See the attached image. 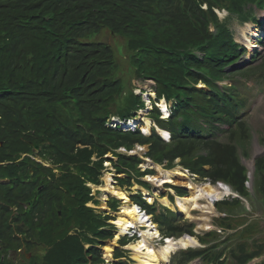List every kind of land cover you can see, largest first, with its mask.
I'll use <instances>...</instances> for the list:
<instances>
[{
	"label": "trees",
	"instance_id": "16d2710c",
	"mask_svg": "<svg viewBox=\"0 0 264 264\" xmlns=\"http://www.w3.org/2000/svg\"><path fill=\"white\" fill-rule=\"evenodd\" d=\"M217 9L228 17L220 19ZM260 10L264 0H0V180H10L0 181V264H130L121 248L114 252L120 260L104 259L101 247L116 233L113 217L88 204L99 203L90 184L102 183L106 161L125 174L117 176L122 186H149L142 177L156 171L142 170L143 158L120 147L148 145L145 156L154 162L172 167L180 159L199 178L249 195L242 162L252 142L247 82L257 78L264 86V52L243 63L247 50L230 22L259 23ZM104 29L127 38L131 77L153 80L157 99L172 100L167 119L155 99L149 111L170 140L154 128L146 135L109 126L111 116L134 118L146 106L118 75ZM254 177L264 198V155ZM131 199L153 215L162 238L189 234L203 245L178 250L171 264H248L264 254V241L251 238L261 231L255 223L232 245L240 221L232 207L240 199L218 202V210L229 212L215 219L222 233L203 234L181 213L158 211L141 191ZM118 204L108 201L112 209ZM23 249L30 256L15 262Z\"/></svg>",
	"mask_w": 264,
	"mask_h": 264
},
{
	"label": "rangeland",
	"instance_id": "374dc122",
	"mask_svg": "<svg viewBox=\"0 0 264 264\" xmlns=\"http://www.w3.org/2000/svg\"><path fill=\"white\" fill-rule=\"evenodd\" d=\"M223 16L224 15H221V18H223ZM259 18H260L262 23L260 25H254L255 30L257 29L256 30L257 37L254 38V46L255 45L257 46L255 48L256 50H252V52H248L247 56L242 60L243 63H245V61L249 62L251 59V56L253 54L256 55L257 50L260 53L264 52L263 40H259V39H261L262 34H264L263 33L264 32V13L263 12L259 13ZM246 25L247 24L239 23V21H237V20H233L230 22V27L235 32L236 39L240 43H243V44H244V42H243L244 36H243L242 31ZM260 32L262 34H261V36H258L260 34ZM100 36H102L103 39H105V41L112 44L116 49L117 58L120 62V68L117 71L118 75L120 77L124 78L125 82H129V80H130V82L127 83L129 89L136 88L134 90L137 93H140L141 89L144 90L145 91L144 97L147 101L148 107L151 108L152 104L150 103L151 101L149 100V97H151L152 99L156 97L155 96L156 93L152 89L154 83L152 81H146L145 83H142V82L138 81L136 78L131 77L133 67L131 65L130 54L128 53V50H127V42H126L127 38L125 36L114 35L107 29H104V31H102V35H100ZM82 40H84V39H82ZM247 84L250 87V92H249L250 100H249V111H248V115H247V121L249 122V124L252 128V133H253V139H252V142L250 144V147H251V150H250V156L251 157L250 158L252 159L255 155L259 156L260 154H262L264 152V142L262 141V140H264V86H262L258 82L257 78H251V80H249L247 82ZM161 105L163 107L162 101H161ZM146 114H147V112L142 111V114H139L138 119L140 118V121H143V124L141 125V127L147 128V132H151V128H150V124H149L150 119H148L146 117ZM259 142H261V143H259ZM1 144L2 143H0V145ZM146 147L147 146H145L143 148V150H141V148H137V150H135L134 152H137L140 155L146 151ZM258 150L260 151L259 153H258ZM107 157H113L114 158V156L111 153H109L107 155ZM114 160H116V158H114ZM178 161H179V159L176 161V163H178ZM105 164L107 165L108 168L105 171V174L101 180L102 184L97 188L92 187L93 188V194L96 195V198L98 199L99 203L96 206H94L92 202L89 203L90 206L95 207L98 211H108L109 210V209H102V208L108 207V201H105L104 199H105V197L107 198L109 196L108 193H110V192L107 193V190H106L107 187H105V186L110 185L111 189L115 190L116 192H121V189H123L125 194L129 193V194H127L128 196H133V195L137 194V191H138L137 184H135L131 187H128L126 184L122 186L120 183H118L117 176L119 178H124L125 174H118L116 172L115 168L113 167V164L110 161H107ZM143 166L144 167H154V169L156 171V175H159L158 169L155 166H152L151 164H149L148 162H146ZM172 170H175V169H172ZM178 171L182 172L180 170H178ZM108 175H111L112 182L111 181L108 182L105 180V178ZM153 177H155V176H151L152 180H153ZM144 179H146V178H144ZM175 180H179V178L176 177ZM191 180L193 181L192 182L193 184L198 185L197 190H199L200 192H201L202 188L207 186L206 182L208 180L201 179V178H199V176H192ZM153 181H157V180H153ZM171 184L186 187V185H184V183H181L180 181H176V182L171 183ZM187 190L189 191L188 194L190 195L192 190L189 188ZM170 193H173V192H171L169 189H166L165 187H163L159 191H155L153 193L154 195H156L159 204L165 210L168 209L167 207L171 206V205L168 206L167 205L168 202L166 203L164 201L165 198H167ZM146 194L148 195V193H146ZM162 196H165V197H162ZM254 196H257V195L256 194L254 195L251 193V194L247 195L248 200L245 202L243 201V203H242L243 205L237 204L235 207H232V214L234 215L236 220H240V221L235 223L236 225L234 224L235 228L238 226L236 229L239 232L237 234H234V236H232V245L236 244L240 240V237L238 236V234L242 231V229L245 227V225L248 224L249 222H250V225H253L255 223L254 225H256L257 232H259V230L261 228V231L259 233H254V236L252 235L251 238L255 237V239H257V240L264 241V204L258 202L259 200H264V198H261V196L259 194L257 196L258 198L254 197ZM204 197L205 196H203V198H201L199 202L202 204L210 203L209 198L208 197L204 198ZM170 199H172V198L170 197ZM152 201L153 200H149L148 202L151 203ZM124 202L121 201L117 207L123 205V207L126 208L127 206H129V204L131 205V201H129V202L127 201V203H124ZM173 203L175 204V201ZM248 205H249V207H248ZM192 209H194V208H192ZM119 210H121V209H117V212H119ZM123 212H124V209H123ZM225 212L229 213L228 211H225ZM191 214H192V217L185 215L184 218H188L191 221H194L196 223L195 230L197 232H205L209 228L214 229V227L215 228L217 227L216 225H213L215 223L214 214H208L207 215L209 217V222H210L208 227L202 226L203 225V219H197V217L204 218V216H206L204 213H202L201 211H197L195 209L191 212ZM219 214L220 213L218 212V215ZM117 215H118L117 213H111L110 214V216L113 217L114 219L118 218ZM243 216L246 218V220L242 219ZM126 218L128 220H130L128 217H126ZM244 220H245V222H244ZM200 221H202V222H200ZM110 222H112V221H110ZM132 223L134 225H139L138 222H136V221L135 222L132 221ZM113 225L116 226V224H113ZM130 227H134V226H130ZM145 231H143V232H145ZM234 232L235 231H232L229 233H232V235H233ZM116 234H118V233H116ZM116 236L117 235H115V237ZM123 236L124 235H118L115 246H117V245H119V246H117V247L112 246L111 252L113 251L114 248L116 249L118 247H121L120 246L121 245L120 238H122ZM115 237H114V240L116 239ZM178 240L183 243L184 236H181ZM246 240H247V242L250 243L249 239L246 238ZM135 242H136L135 240H131L127 244V246L123 247V249L126 251V255H127L124 257V259L128 258L131 262L130 264H138V262L135 260L136 259L135 251H137V250L134 247L138 241L136 243ZM108 243H110V240L105 241L106 246H109ZM148 243L149 244L151 243V245L153 244L154 248L157 251H161V249L164 246L162 241L159 240V238L150 239ZM106 246H104L103 248H105ZM128 246L134 250H131ZM185 246L186 245H183V247H182V245L180 244V245L176 246V249L177 250L182 249V248L185 249ZM127 251H129L128 254H127ZM26 256H30V253H27L23 249L19 254L14 256L15 257L14 260H15V262L19 263ZM171 257L172 256L169 257L170 258V259H168L169 261L171 260ZM263 259H264V254L262 255L261 258L254 260V262H252L251 264L260 262V260H263ZM168 264H171V262H168Z\"/></svg>",
	"mask_w": 264,
	"mask_h": 264
},
{
	"label": "bare ground",
	"instance_id": "6f19581e",
	"mask_svg": "<svg viewBox=\"0 0 264 264\" xmlns=\"http://www.w3.org/2000/svg\"><path fill=\"white\" fill-rule=\"evenodd\" d=\"M256 30L254 28V25L252 23H249L244 27V29L242 31L243 36H244L243 41L247 44V46L249 48L254 47V37L257 36ZM261 34L262 33L260 32L259 35H261ZM163 107L166 108V104L164 101H163ZM162 134L167 136V137L169 135V134L163 133V132H162ZM155 167H157V169L159 171V175H155V177H153V180H157L154 182L157 183L158 185H161L165 182L174 183L176 181H180L181 183H184V185H186V187H188L189 189L192 190L191 194L189 196L176 198V202H177L179 210L181 212L185 213L189 217H192V214L190 212L191 210H193L192 208L199 209L204 214L208 213L209 211L212 210V207H211L212 204L211 203L202 204L199 202L200 199L203 198V196H205L204 198H207V197H218V198H220L223 195V193L221 191H219L216 187H213L211 184H207V186L202 188L201 192H200L199 190H197L198 185L193 184L192 181L190 179H188V177H186L187 174L185 172H183L181 168H178L175 170H164V169H162L161 166L156 165V164H155ZM178 170H180L182 172H179ZM176 177H178L179 180H175ZM111 178H112L111 175H108L105 178V180L108 182L109 181L112 182ZM149 178L151 179V176ZM105 187H107L106 188L107 193L110 192L108 194L116 195L123 202L125 201L124 203H127V201H129L128 195H127L129 193L125 194L123 190H121V192H116L115 190L111 189L110 185L109 186L107 185ZM144 192H145V194L148 193L147 190H144ZM105 199H106V197H105ZM150 200H152V198H150ZM164 201L166 203L168 202L167 203L168 206L171 205V203L169 202V200L167 198H165ZM122 207H123V205L121 206V208H120L121 210L117 215L118 218H116V220H115V224L118 226L120 231L118 232L116 239L114 240L113 243L116 242L118 235L125 234L129 230V228H131L130 226H134V227L138 226V225H134L132 223V221L138 222V224L140 226L147 227L146 231L144 230L145 232H142L144 238L142 240L138 241L137 244L134 246L137 250V251H135V253H136V256H135L136 259L135 260L138 262V264H168V262H169L168 259L171 255V253L173 251H175L176 246L181 244L183 247V245L189 246V245H193V244L197 243L196 238L190 237V236H185L183 243L180 242L179 240L169 239L167 241V244H164L161 251H157L153 245L148 243V239H153L159 235V232L157 229H155L153 223L151 222L150 217L147 216L145 218L146 214L145 215L141 214L139 212V208L137 207V205L131 204V205L127 206L126 208H124V207L122 208ZM123 209H124V212H123ZM126 217H128L131 221L128 220ZM199 219H203V225H202L203 227L209 226V224H210L209 223V217L207 215L204 216V218L199 217ZM113 243L110 242V243H108L109 246L105 247V252H106L107 256H111L110 252H111ZM129 248L131 250H134L131 247H129Z\"/></svg>",
	"mask_w": 264,
	"mask_h": 264
},
{
	"label": "clouds",
	"instance_id": "9594fccd",
	"mask_svg": "<svg viewBox=\"0 0 264 264\" xmlns=\"http://www.w3.org/2000/svg\"><path fill=\"white\" fill-rule=\"evenodd\" d=\"M36 159H37L38 161H41V159H40V158H39V159H38V158H36ZM177 160H178V159H177ZM177 160H176V161H177ZM176 161H175V164H177V163H176ZM179 162H180V159H179L178 163H179Z\"/></svg>",
	"mask_w": 264,
	"mask_h": 264
},
{
	"label": "water",
	"instance_id": "95a60500",
	"mask_svg": "<svg viewBox=\"0 0 264 264\" xmlns=\"http://www.w3.org/2000/svg\"><path fill=\"white\" fill-rule=\"evenodd\" d=\"M104 250V249H103ZM106 258H108L107 256H105Z\"/></svg>",
	"mask_w": 264,
	"mask_h": 264
}]
</instances>
